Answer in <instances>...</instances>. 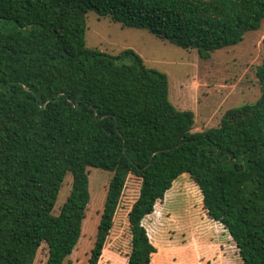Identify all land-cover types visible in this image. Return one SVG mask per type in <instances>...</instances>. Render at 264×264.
I'll return each mask as SVG.
<instances>
[{
  "label": "trees",
  "instance_id": "obj_1",
  "mask_svg": "<svg viewBox=\"0 0 264 264\" xmlns=\"http://www.w3.org/2000/svg\"><path fill=\"white\" fill-rule=\"evenodd\" d=\"M89 11L209 59L260 29L264 0H0V20L13 23L0 29V264H33L42 244L45 264H65L90 200L89 167L112 175L87 264L102 255L129 175L140 185L126 264H150L142 220L183 173L243 264H264V38L257 99L192 132L194 114L171 103L165 73L131 49L86 46Z\"/></svg>",
  "mask_w": 264,
  "mask_h": 264
},
{
  "label": "rangeland",
  "instance_id": "obj_2",
  "mask_svg": "<svg viewBox=\"0 0 264 264\" xmlns=\"http://www.w3.org/2000/svg\"><path fill=\"white\" fill-rule=\"evenodd\" d=\"M12 22L0 20V29ZM264 21L260 29L246 34L236 46L214 52L201 59L195 50L181 49L154 34L124 27L110 18L86 15V46L117 56L131 49L147 68L168 77V95L175 108L194 114L192 132L217 126L229 108L253 102L259 96L255 67L262 58ZM120 62L129 63V58ZM90 200L81 224V235L65 264H87L112 173L89 167ZM140 180L133 175L126 179L113 226L107 236L97 264H126L130 249L127 213L138 195ZM71 188V176L62 182L54 206L56 214ZM156 252L150 264H243L227 230L210 219L202 205L199 188L183 173L172 183L162 200L156 201L153 212L142 220ZM47 249L42 244L33 264H45Z\"/></svg>",
  "mask_w": 264,
  "mask_h": 264
}]
</instances>
